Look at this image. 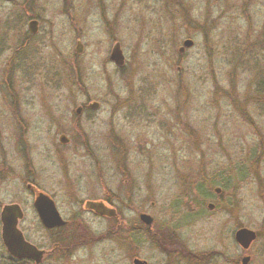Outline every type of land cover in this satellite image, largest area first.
<instances>
[{
	"label": "rangeland",
	"instance_id": "374dc122",
	"mask_svg": "<svg viewBox=\"0 0 264 264\" xmlns=\"http://www.w3.org/2000/svg\"><path fill=\"white\" fill-rule=\"evenodd\" d=\"M14 2L0 10L2 24L22 14L16 32L0 26V150H33L37 185L65 216L73 200L96 195L97 167L112 164L125 222L144 209L155 227L176 226L182 246L205 256L194 264H237L243 255L264 264V101L254 91L264 75V0H185L187 18L177 0H37L49 42L27 37L34 0ZM207 20L180 56L186 26ZM116 42L120 68L107 59ZM80 61L94 72L63 81ZM90 102L99 107L75 115ZM93 228L102 236L103 222ZM238 228L256 233L246 252L233 241ZM121 237L83 247L68 264H132ZM137 258L167 263L151 243Z\"/></svg>",
	"mask_w": 264,
	"mask_h": 264
},
{
	"label": "flooded vegetation",
	"instance_id": "af4514ba",
	"mask_svg": "<svg viewBox=\"0 0 264 264\" xmlns=\"http://www.w3.org/2000/svg\"><path fill=\"white\" fill-rule=\"evenodd\" d=\"M14 1L15 0H0V10L3 9L5 5H14ZM136 1L140 2L141 0ZM177 3L180 10L184 11V18H187L189 16V8L185 0H177ZM125 4L126 3H123V7ZM63 5L64 7L62 11L65 12L67 16H69L70 4L65 2ZM32 7H34V11L31 16H28V21L26 24L27 32L29 34H27V37L37 38L41 36L43 42L52 41V35L50 34V31L48 30L49 27L47 26L49 22L44 18L45 13H43V9L39 8L37 0H34ZM123 7H121V9ZM86 8L88 9L87 6ZM100 9L105 10L102 5L100 6ZM5 21V24H2L0 21V26L4 25L6 29H11L16 32V28L22 21V14L12 12L8 14ZM30 23H34L32 31L29 30ZM208 25L209 24L207 20L203 25L189 24V26H186L187 34L182 42V45L178 48V53L180 56L184 54V51L187 48L192 47L193 35L197 34V32L203 31L204 26L205 28H208ZM186 41L191 42V45L184 47L183 44ZM77 43L80 44L81 51L78 54L75 53V51L74 53L82 56L84 50L83 44L79 39H76L75 47ZM115 44L119 45L117 42L113 44L107 59L115 67L120 68L125 62L120 45L119 49L123 56V65L116 66L109 58ZM181 48L183 49L181 50ZM79 56H75L74 58L77 59ZM70 68L72 73L84 74L89 71L94 72L92 67L82 66L81 61L78 65L71 66ZM91 103L92 102L77 107L76 110L78 108L80 110L79 114H77L75 110V115H80L83 110L93 109L90 107ZM96 104L98 108L99 104ZM134 108L135 107H133V110H135ZM66 140L67 143L68 139L66 138ZM122 145L123 144L120 142L117 148L119 150L124 149ZM32 151L33 150H0V243L4 252L2 255H0V264H68V262L72 261L76 253L79 252L83 247L95 242H99L106 237L115 238L118 236H122L121 238L124 239L125 245L129 247L132 257V264H135V261L139 262L140 264H148L146 261H142L137 258V250L147 243H151L154 247L166 255V264H182L183 262L186 263L190 261L187 258H182V243L179 237L176 235V226L173 225V228L162 224L161 226L159 225V227H155L153 217H151L144 209L137 212L136 222H125V215L123 211L117 207V203L122 202V200H120L116 195V187L114 185L116 180V172L118 170L117 167L115 168L112 164L108 165L109 168L106 164L99 165V167H97L96 195L92 198L73 200V202L70 204V211L68 212L67 216H65L55 202L54 197L45 193L38 187L36 182V170L32 162ZM127 189L128 190L125 192V198L126 201H129L132 199L133 195L131 193L130 187L127 186ZM217 189H219L220 192V188ZM214 193L216 192L214 191ZM40 194L45 195L49 200H51L59 218L63 222L62 225L46 227L42 223L37 209L35 208V200ZM94 205L99 206H97L100 209L99 212H96L94 209H92V206ZM207 205L206 208L208 209ZM212 205L214 209L215 206L214 204ZM28 212L33 216V219L29 222H27ZM141 216L150 218L149 222L142 220ZM190 217L193 216L190 215ZM100 222H103L104 232L102 236L97 237L94 235L93 227L94 225H99ZM6 224L14 227V229L21 234L23 240L26 243L33 246L38 252H40L41 255L38 261L34 260L33 258L18 259L12 257L7 252L1 239L3 227ZM38 231L45 234V243H36L30 240L28 235ZM187 251L189 254L194 255L193 252L189 250Z\"/></svg>",
	"mask_w": 264,
	"mask_h": 264
},
{
	"label": "water",
	"instance_id": "95a60500",
	"mask_svg": "<svg viewBox=\"0 0 264 264\" xmlns=\"http://www.w3.org/2000/svg\"><path fill=\"white\" fill-rule=\"evenodd\" d=\"M5 1H11V0H5ZM34 23L29 24V30L32 31ZM191 42L186 41L184 42L183 46H190ZM183 48H181L182 50ZM75 53H80V44L77 43L75 49ZM110 60L114 62L116 66H122L123 65V56L121 54V51L119 49V45L115 44L111 54H110ZM90 107L93 109L97 108L96 103H91ZM79 108L76 110V113L79 114ZM66 138L61 135L59 137V142L62 144L66 143ZM214 191L216 193H219V189L215 188ZM98 205L92 206V209H94L96 212H99L100 209L97 207ZM208 209L212 210L213 205L208 204L207 205ZM35 208L37 209L39 218L41 219L42 223L46 227H52V226H58L62 225L63 222L59 218L55 207L51 200H49L45 195L40 194L37 196V199L35 200ZM142 220H145L149 222L150 218L146 216H141ZM256 233L250 229L247 228H239L237 229L234 234H233V240L235 244L244 252H246L251 245L254 243L256 240ZM1 239L4 247L6 248L7 252L15 258H33L34 260L38 261L40 257V252H38L33 246L29 245L26 243L21 234L14 229V227L9 226V225H4L3 231L1 234ZM250 262V256L245 255L243 256L238 264H249ZM135 264H140L139 262L135 261Z\"/></svg>",
	"mask_w": 264,
	"mask_h": 264
},
{
	"label": "trees",
	"instance_id": "16d2710c",
	"mask_svg": "<svg viewBox=\"0 0 264 264\" xmlns=\"http://www.w3.org/2000/svg\"><path fill=\"white\" fill-rule=\"evenodd\" d=\"M260 51H264V48H260ZM9 67V65H8ZM71 69V68H69ZM67 74V73H66ZM64 76L63 78V81H71L72 79H75L76 82L79 81L80 79V74L79 73H72V72H69L68 75ZM71 74V75H70ZM48 83H50L48 81ZM51 84V83H50ZM254 91L256 92V103L257 102H263L264 101V75L261 74V75H256L255 76V80H254ZM263 106H264V102H263ZM203 184V183H202ZM202 184H200L199 186L196 187V189L200 190V188H202L201 186H203ZM197 190V192H198ZM181 250H182V258H187L188 260H190L189 262H186L187 264H194V263H197L198 261H201L205 258V256H198V255H191L188 253V251L186 249H184V247L182 246L181 247ZM186 263H182V264H186Z\"/></svg>",
	"mask_w": 264,
	"mask_h": 264
}]
</instances>
